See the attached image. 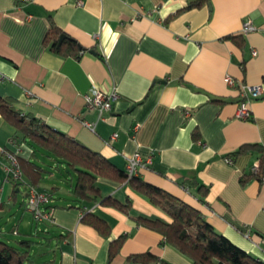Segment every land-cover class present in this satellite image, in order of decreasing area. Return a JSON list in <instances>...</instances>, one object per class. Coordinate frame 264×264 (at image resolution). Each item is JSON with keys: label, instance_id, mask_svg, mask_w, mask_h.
<instances>
[{"label": "crops", "instance_id": "obj_1", "mask_svg": "<svg viewBox=\"0 0 264 264\" xmlns=\"http://www.w3.org/2000/svg\"><path fill=\"white\" fill-rule=\"evenodd\" d=\"M191 1L0 0V74L7 76L0 96L125 171V155L151 156L140 178L199 209L236 247L264 261V182H241L259 164V153L229 161L243 144H264V96L249 103V119L237 116L241 86H264V0H211L176 14ZM248 19L257 30L244 34ZM50 22L85 48L80 56L50 48ZM229 35L243 40L224 38ZM94 84L119 93L103 119L86 108L85 94ZM84 121L95 122V131ZM14 131L0 113V146L30 157L32 148L15 143ZM39 161L48 169L40 189L50 194L55 222L35 220L26 207L29 187L6 180L0 154V238L7 222L15 235L46 231L35 226L39 222L51 226L47 243L28 239L37 241L34 251L43 245L42 254L50 257L44 264H194L132 218L166 215L130 185L100 177L94 198L78 200L75 182L63 174L71 175L68 167L42 155ZM197 184L208 189L205 202ZM128 203L130 212L123 209ZM121 235L127 237L110 261L111 242ZM145 252L155 258H132Z\"/></svg>", "mask_w": 264, "mask_h": 264}, {"label": "trees", "instance_id": "obj_2", "mask_svg": "<svg viewBox=\"0 0 264 264\" xmlns=\"http://www.w3.org/2000/svg\"><path fill=\"white\" fill-rule=\"evenodd\" d=\"M206 2L210 3L211 0L191 1L187 6L179 9L176 14L186 9L200 7ZM171 17H168L167 21ZM63 34L66 37L62 44H59ZM224 38L232 39L237 43H241L243 40L241 35H229ZM45 41L52 50L65 56L74 55L78 57L80 52L85 50L75 38L64 33L53 22H50ZM0 113L15 129L14 142H24L32 148V154L27 158L8 149L17 153L23 172L22 181L16 182V187L18 184H26L28 187L40 189L44 174L48 171L43 162L39 161L40 155L54 158L57 162L65 164L70 173L75 172L76 180L72 192L78 200L94 198L91 190L100 177L133 187L150 203L160 208L166 217L136 215L132 218L138 224L162 234L165 243L175 246L180 252L192 259L194 264H264L263 260L236 247L227 236L218 232L199 209L146 182L138 174L129 176L127 170L119 168L103 154L91 149L76 137L54 129L34 114L24 113L12 99L0 96ZM194 136H197V131L194 132ZM249 151L259 153V167L257 171H254L252 167L245 171L241 182L245 185L252 178L264 182V144H243L237 151L231 153L229 158L234 159V156ZM197 190L201 194L200 201L205 202L207 187L203 184H197ZM104 202L120 207L122 205L112 198H106ZM129 206L130 203L125 204L123 209L130 212ZM96 221L99 226L103 227L102 219L96 218ZM126 237V235H121L111 242L110 261ZM36 244L37 241L34 239L23 238L12 243L0 238V264H35L34 247ZM132 258L150 260L154 259L155 256L151 252H145L135 254Z\"/></svg>", "mask_w": 264, "mask_h": 264}, {"label": "built area", "instance_id": "obj_3", "mask_svg": "<svg viewBox=\"0 0 264 264\" xmlns=\"http://www.w3.org/2000/svg\"><path fill=\"white\" fill-rule=\"evenodd\" d=\"M26 1V0H24ZM31 17V16H30ZM257 30V27L251 19L244 21L242 32L247 34L249 32ZM253 54L256 55L257 51L253 50ZM7 79L5 74H0V81ZM227 81L230 85H233L234 79L232 76L227 75ZM241 99L239 103V109L237 116L242 119H249L251 112L249 109V103L264 96L263 85L244 84L240 89ZM119 97L118 90L113 88L110 91H104L97 85H92L89 92L85 94L86 108L90 110H96L99 114V118H105V114L111 112L114 107V102ZM84 125L91 131H95L96 123L90 121H84ZM118 136L117 133L113 134V138ZM0 154L6 158L4 163V169L6 172V180L19 182L22 181L23 172L19 163L18 155L16 152H12L3 146H0ZM127 173L129 176L137 175L139 170L145 168L152 162V157L144 158L139 152L125 155ZM232 163L234 160L229 158ZM259 164L252 166L254 171H257ZM51 197L46 192L37 187H29L28 195L26 199V207L29 209L35 218L39 222L54 223L52 208L50 206ZM248 235V234H247Z\"/></svg>", "mask_w": 264, "mask_h": 264}, {"label": "rangeland", "instance_id": "obj_4", "mask_svg": "<svg viewBox=\"0 0 264 264\" xmlns=\"http://www.w3.org/2000/svg\"><path fill=\"white\" fill-rule=\"evenodd\" d=\"M47 167V166H46ZM63 174L66 176V177H69L71 178L72 182H75L76 180V174L75 172H72L71 175L70 174H67L65 173V171H63ZM68 183L70 180H67ZM70 186L68 185H65V188H69ZM65 191V190H64ZM65 192H63L64 194ZM62 195V194H61ZM58 198V196H57ZM17 215V214H16ZM35 226L39 229L41 228H47L46 231H35L33 232L34 234L33 235H29L28 232H26L25 230H20V234H13L12 232V229L14 227L13 225V222H7V225L5 226V229H4V234H3V239L7 240V241H10L12 243H16L17 240H20V239H23V238H34L36 240H43L44 243H47V240L45 239L46 237H48L50 235V233H52V231H48L50 225H42V224H39V222H35ZM36 228V230H37ZM51 228V226H50ZM55 239H53L54 241ZM44 251V248H43V245H39L35 248V251H34V256L36 257V261L37 263H45L46 260L50 259V257L46 254H42V252Z\"/></svg>", "mask_w": 264, "mask_h": 264}, {"label": "water", "instance_id": "obj_5", "mask_svg": "<svg viewBox=\"0 0 264 264\" xmlns=\"http://www.w3.org/2000/svg\"><path fill=\"white\" fill-rule=\"evenodd\" d=\"M65 37H66L65 34H63V35L60 37L59 44H62V42H63V40H64Z\"/></svg>", "mask_w": 264, "mask_h": 264}]
</instances>
